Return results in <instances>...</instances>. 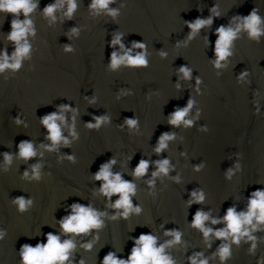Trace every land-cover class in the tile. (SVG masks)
Wrapping results in <instances>:
<instances>
[{
    "label": "water",
    "instance_id": "1",
    "mask_svg": "<svg viewBox=\"0 0 264 264\" xmlns=\"http://www.w3.org/2000/svg\"><path fill=\"white\" fill-rule=\"evenodd\" d=\"M57 2L32 0L38 7L27 17L36 33L26 38L30 52L21 58L20 69L0 72V232L4 233L0 264H21V246L46 244L50 232L59 236L61 243L73 240L74 260L66 264L81 260L101 264L110 251L127 259L134 246L129 237L151 234L160 247L173 239L165 235V230L172 229L183 233L180 245L165 248L164 254L175 264H189L187 257L195 251H203L201 259L207 258L208 264H221L218 252L225 245L230 246V257L224 264H256L264 257V226L252 233L257 247L250 252L252 242L247 237L239 246L231 243V237L220 240L209 236L205 241L188 223L198 209L205 213L212 210L205 227L222 229L225 224L213 225L211 220L217 215L222 218L234 204L238 214L247 212L248 200L254 198L251 193L264 190V35L254 40L242 30L221 67H215L214 56L216 29L223 25L235 30L243 24V18H233L235 15L247 16L257 8L264 32V0H114L109 5L118 11L114 19L89 12L92 0H77L73 18L61 22L65 5L55 13L57 22L49 26L43 10ZM215 3L222 17L188 40L190 29L184 21L207 19ZM198 6L203 11H198ZM14 19L23 22L26 17L22 12H0V52L6 48L10 64L17 47L7 39ZM72 28L78 29V34H71ZM118 37L120 43L111 47L110 42ZM139 42L145 44L143 50L134 48ZM66 46L71 52H65ZM113 52L117 58L143 54L147 67L122 64L112 69ZM181 66L190 70L189 77L179 71ZM189 99L192 106L184 121L170 126L172 113L188 108ZM62 104L79 110L75 116L77 136L70 133L73 113L57 111L65 122L56 123L69 143L61 141L53 147L39 119ZM17 116L22 121L19 124ZM93 116L103 122L89 129L87 123H96ZM127 119H137L136 126L129 127ZM165 132L174 134V139L155 155L158 138ZM22 141L32 142L36 152L28 161L18 154ZM6 152L12 157L10 163L4 159ZM69 155L74 159L69 160ZM111 158L116 164L110 166V173L119 172L127 181L133 180L131 171L140 159H151L147 175L133 181L131 200L143 211L130 213L126 221L113 219L124 211L112 206L119 196L106 203L99 190L103 182H95L100 166ZM164 158L169 160L168 175L153 177L157 171L154 161ZM36 165L38 177L33 172ZM149 180L155 182L151 189ZM193 191L197 195L203 192L202 204L195 203ZM19 197L26 201L23 212L15 203ZM189 199L193 201L190 208ZM73 203L91 204L93 210L103 213L99 218L105 227L81 236L63 234L59 222L75 214L70 207ZM162 221L165 224L159 227ZM88 243L91 251L83 247Z\"/></svg>",
    "mask_w": 264,
    "mask_h": 264
},
{
    "label": "clouds",
    "instance_id": "2",
    "mask_svg": "<svg viewBox=\"0 0 264 264\" xmlns=\"http://www.w3.org/2000/svg\"><path fill=\"white\" fill-rule=\"evenodd\" d=\"M114 3V0H92L91 4L88 5L89 12L93 13L95 16L99 17L101 13H105L113 19L118 15V11L116 9H110L109 5ZM66 7V10L63 11V17L61 18V22L64 18L71 19L73 18L74 13L78 10L77 0H58L56 4H50L46 6L43 10V15L45 18L49 19V26L57 22V16L55 13L61 11ZM37 4L32 3V0H0V12L10 13L13 15H18L19 13H23L24 17H26L23 22H20L18 19H14L11 23L12 31L8 35L7 39L9 42L15 43L17 45L16 51L11 58L14 62L9 63V57L7 55L6 48L3 52H0V56L3 58V63H0V72H3L6 69L18 70L21 67V58L28 55L30 52V45L27 43L26 38L28 36H35V30L33 28V22L27 17L32 14L36 8ZM219 5L215 3L213 7L209 9V16L207 19L196 18L194 22L184 21L185 25L188 29H190L188 40H192L197 32L204 27L211 28L214 19L221 18V13L217 10ZM198 11H203L198 6ZM259 10L257 8H253V10L247 16L235 15L233 18L239 16L243 18V24L237 25L235 30L231 27L226 28L225 26H219L215 35L217 39L215 40L214 45V56L217 58L215 61V67H221V61H225L231 53L229 51L233 40L237 38L238 33L242 30L248 33V36L251 39L258 40L261 35H264V32L260 29L261 24V16L258 15ZM107 23V22H106ZM71 34H78V29L72 28ZM205 39L208 41V36H205ZM21 41H25L21 44ZM120 43V38L118 37L116 40L110 42V46L113 47L115 44ZM134 48L143 50L145 48V44L142 42L134 43ZM65 52H71V47L66 46ZM166 53H162V56H166ZM126 65L131 68H146L147 60L145 59L143 54L136 55L132 57L131 55H125L123 57L117 58L116 54L111 53V68L116 69L120 65ZM179 71L183 73L184 77L190 76V70L187 66H181ZM196 83L199 84V76L196 78ZM191 100L188 101V108L183 110H177L172 113V119L169 121L170 126H179L181 122L184 121V117L187 114L189 108H191ZM39 108V107H38ZM37 110V108H36ZM35 110V111H36ZM62 110L63 112H72V126L70 129L71 135L76 138L77 134L75 132V116L79 114V110L75 107H71L67 104L59 105L56 108V111L44 115L40 118L41 126L46 129L47 136L46 139L51 141L52 146H56L57 144L63 143L67 145L69 141L66 138L62 137L61 127L56 123L57 120L61 121L63 124L64 117L57 115V111ZM92 119L96 120L95 124L91 122L87 123V127L89 129L98 128L99 125L103 122V119L98 116H93ZM17 124L21 123L20 116L15 118ZM187 124H191V121L185 122ZM126 124L134 128L137 124V119H127ZM27 127V125H25ZM174 139V134H169L168 132L162 133L158 138V147L155 148V155H159L164 149L167 147V141ZM42 147H47L45 145H41ZM19 148V157L25 161L30 160L34 156H36V152L33 149V143L30 141H22L18 144ZM49 151L52 148H48ZM4 159L6 162H11V155L9 153H4ZM135 152L132 156L128 157V161L130 162ZM69 160H73L72 156H68ZM151 159H140L137 166L134 170L131 171V176L133 177L132 181H127L122 179L121 173L112 174L109 171L110 166L116 164V160L111 158L107 163H103L100 166V171L95 174V182H103L100 184V192L105 197V201L112 202V198L114 196H119V199L115 200L112 203L114 209L119 210L123 209L122 214H114L113 219L118 220H128L130 213L135 212L139 215L143 209L139 204L135 207L133 206L131 197L135 195V184L134 179L142 178L147 175L148 169L150 167ZM157 166V171L152 173L153 177L160 176L161 174L167 176L169 173V160L164 158L163 160L154 161ZM198 171L199 168L197 167ZM33 172L38 177L39 175V165L33 167ZM24 176H27L28 173L25 171L23 173ZM176 180V178H173ZM226 179H230V175L226 177ZM178 182V180H177ZM155 186L154 180H149L148 187L151 189ZM151 195V193H149ZM252 196L254 198H250L248 200L247 212H236L235 204L227 208L225 214L222 218H214L211 220L213 225H217L223 223L226 227L222 229H216L215 231L212 228H206L205 222L210 219V215L212 210H209L205 213L202 209H198L194 216L192 217L191 223H188L192 229L198 230L202 233L203 239L205 241L208 240L209 236H215V238L220 240H227L231 237V243L239 246L242 238L247 237L248 241H251L250 252H255L257 244V237L252 235V233L257 232L260 226H264V190L257 189L253 191ZM191 197L195 199V203L197 205L202 204L204 202V195L201 191L199 195H197L196 191L191 193ZM157 198L153 199L155 202ZM15 203L19 205L18 210L23 212L26 210V201L23 197H19L15 200ZM27 203H30L28 201ZM188 207L190 208L193 205L192 199L187 201ZM72 211L75 214L68 215L67 218L62 219L59 222L60 229L63 234L69 236H81L86 235L92 232L93 230H99L102 227H105L101 219L100 215L103 213H98L96 210H93L91 204L87 206L81 203H73L70 205ZM218 214V213H217ZM255 221V223H253ZM165 221H162L159 227H163ZM147 226V225H146ZM135 229V228H134ZM132 230V232L134 231ZM4 233L0 232V239L3 238ZM165 235L172 236L173 239L167 241L165 245H161L160 247H156L157 240L151 234H141L138 238L129 237V239L133 240L134 246L131 249L130 255L127 259L117 258V253L115 251L108 252L101 264H175L173 259L165 255V248L170 247L172 245H180L182 243V235L183 233L179 229L165 230ZM98 239V237H96ZM46 244L37 243L36 247H32L28 244H24L21 246V264H66L70 260H74V257L71 256L75 245L72 239H66L63 243L60 242V238L57 235L52 234L51 232L46 234ZM86 251H91L92 244L88 243L83 245ZM208 248H211V244H208ZM122 253V247H121ZM204 252H193L190 256L187 257L189 264H197L199 260V264H208V259L204 257ZM221 264H224V261L229 259L230 257V246L225 245L219 249L218 252ZM79 264H84V261L81 260ZM256 264H264V257L258 258Z\"/></svg>",
    "mask_w": 264,
    "mask_h": 264
}]
</instances>
